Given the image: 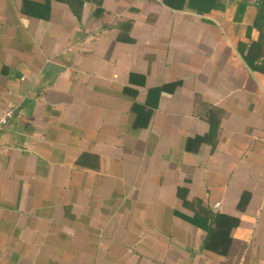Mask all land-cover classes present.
<instances>
[{"label": "crops", "instance_id": "0c3cea01", "mask_svg": "<svg viewBox=\"0 0 264 264\" xmlns=\"http://www.w3.org/2000/svg\"><path fill=\"white\" fill-rule=\"evenodd\" d=\"M257 13L0 0V264H264Z\"/></svg>", "mask_w": 264, "mask_h": 264}, {"label": "trees", "instance_id": "16d2710c", "mask_svg": "<svg viewBox=\"0 0 264 264\" xmlns=\"http://www.w3.org/2000/svg\"><path fill=\"white\" fill-rule=\"evenodd\" d=\"M264 22V0H258V13L256 21ZM262 32L259 35V42L263 40ZM179 196L182 195V191H178ZM205 203V202H204ZM206 208V207H205ZM212 221H215V217H212ZM229 224L227 222L218 220L216 218L215 227H207V236L204 240L205 249L218 253L225 254L230 242Z\"/></svg>", "mask_w": 264, "mask_h": 264}, {"label": "built area", "instance_id": "2783aa9c", "mask_svg": "<svg viewBox=\"0 0 264 264\" xmlns=\"http://www.w3.org/2000/svg\"><path fill=\"white\" fill-rule=\"evenodd\" d=\"M5 122H6L5 118L1 119V121H0V123H5Z\"/></svg>", "mask_w": 264, "mask_h": 264}]
</instances>
